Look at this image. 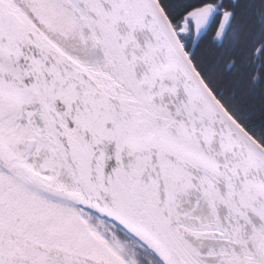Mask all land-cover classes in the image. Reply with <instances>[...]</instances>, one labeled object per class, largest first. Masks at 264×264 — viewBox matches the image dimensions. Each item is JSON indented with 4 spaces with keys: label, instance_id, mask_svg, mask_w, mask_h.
<instances>
[{
    "label": "snow or ice",
    "instance_id": "snow-or-ice-1",
    "mask_svg": "<svg viewBox=\"0 0 264 264\" xmlns=\"http://www.w3.org/2000/svg\"><path fill=\"white\" fill-rule=\"evenodd\" d=\"M0 264H264V0H0Z\"/></svg>",
    "mask_w": 264,
    "mask_h": 264
}]
</instances>
